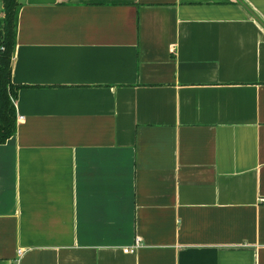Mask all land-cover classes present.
<instances>
[{"label": "crops", "instance_id": "obj_1", "mask_svg": "<svg viewBox=\"0 0 264 264\" xmlns=\"http://www.w3.org/2000/svg\"><path fill=\"white\" fill-rule=\"evenodd\" d=\"M19 2L0 264H264V0Z\"/></svg>", "mask_w": 264, "mask_h": 264}, {"label": "trees", "instance_id": "obj_2", "mask_svg": "<svg viewBox=\"0 0 264 264\" xmlns=\"http://www.w3.org/2000/svg\"><path fill=\"white\" fill-rule=\"evenodd\" d=\"M0 17V145L17 133L15 101L18 88L12 83V62L16 48L19 0H2Z\"/></svg>", "mask_w": 264, "mask_h": 264}, {"label": "built area", "instance_id": "obj_3", "mask_svg": "<svg viewBox=\"0 0 264 264\" xmlns=\"http://www.w3.org/2000/svg\"><path fill=\"white\" fill-rule=\"evenodd\" d=\"M262 202L264 203V199L262 200ZM140 247H141V243H140L139 240H137L135 242V245L133 247H131V248H125L124 252H126V253H134ZM22 254H23V250H20L18 252V256L21 257Z\"/></svg>", "mask_w": 264, "mask_h": 264}, {"label": "rangeland", "instance_id": "obj_4", "mask_svg": "<svg viewBox=\"0 0 264 264\" xmlns=\"http://www.w3.org/2000/svg\"><path fill=\"white\" fill-rule=\"evenodd\" d=\"M1 6H2V0H0V8H1ZM0 17H1V13H0Z\"/></svg>", "mask_w": 264, "mask_h": 264}]
</instances>
